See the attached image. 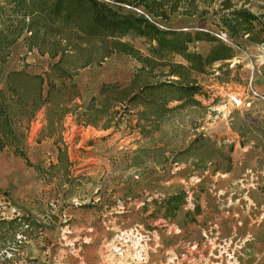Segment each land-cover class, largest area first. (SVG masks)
Masks as SVG:
<instances>
[{
  "label": "rangeland",
  "instance_id": "obj_1",
  "mask_svg": "<svg viewBox=\"0 0 264 264\" xmlns=\"http://www.w3.org/2000/svg\"><path fill=\"white\" fill-rule=\"evenodd\" d=\"M9 1L0 88L50 102L7 94L0 264H264V0H96L142 19L117 38Z\"/></svg>",
  "mask_w": 264,
  "mask_h": 264
},
{
  "label": "trees",
  "instance_id": "obj_2",
  "mask_svg": "<svg viewBox=\"0 0 264 264\" xmlns=\"http://www.w3.org/2000/svg\"><path fill=\"white\" fill-rule=\"evenodd\" d=\"M117 1V0H116ZM120 1V0H118ZM32 5L29 6L26 2V0H11L9 3H13L16 8H22L23 12H33L35 13V16L29 17V23L28 26H34V24L42 20V17H40L39 14L41 11L44 12V14L47 17H52L53 21L57 19H61L64 22L68 21H76L80 16L84 15L85 22H86V29L90 32V35L93 33L94 36H99L102 38H105L107 36L117 38V37H123L127 34L131 33H137L140 31V24L142 19L139 17H135L133 15L127 14L123 15L116 11H113L110 7L106 6V4H103L96 0H31ZM13 5V8H14ZM63 9L66 10V12H63ZM28 10V11H27ZM17 12V11H16ZM65 13V14H63ZM0 16V20H1ZM25 18V17H24ZM24 21V19H22ZM12 20L10 23V28L7 31H0V60L1 62L4 60L3 55V49L4 45L9 46V44L12 42V40H7V38L4 35H11V34H17V28H18V20L16 21ZM2 27V25L0 26ZM2 29V28H0ZM153 33L160 34L163 37H166L169 34H175V35H183V34H177L176 32H164V31H158L154 28ZM104 40V39H103ZM106 43L105 41H103ZM115 44V42L113 43ZM118 45H121L120 43H117ZM172 49L176 52L180 50H184L185 47L182 46V49L178 46H172ZM105 53H110L109 51L105 50ZM108 55V54H105ZM198 62L201 60L200 56L194 57ZM21 73L17 72H10L5 80V83L3 84L4 87L0 88V131L5 134L6 132L11 137V144L16 142L17 138L14 134V126L15 122L13 121V117L10 114L9 105H5V103H8L6 101L7 94L9 95L10 100L13 101V105H17L20 107L19 112L20 115L27 118H31L32 114H34V109H37L41 106V104H49L50 102V96L48 93L44 94V97H42V94H37V97H41V103L38 102L37 97L35 96L36 92L32 91V85L28 82L29 80L33 81V78L29 75L23 73L24 80L26 81L24 89L25 92H20L19 88L21 87L17 78L20 77ZM6 88V89H4ZM23 96H26V98L23 100ZM40 104V105H39ZM49 107V106H46ZM51 110H53L51 107H49ZM48 108V110H49ZM31 115V116H30ZM14 125V126H13ZM0 145L4 146V143L0 142ZM2 146V147H3ZM0 147V149H2ZM182 196V193H179L176 195L177 199H180ZM175 198V199H176Z\"/></svg>",
  "mask_w": 264,
  "mask_h": 264
},
{
  "label": "built area",
  "instance_id": "obj_3",
  "mask_svg": "<svg viewBox=\"0 0 264 264\" xmlns=\"http://www.w3.org/2000/svg\"><path fill=\"white\" fill-rule=\"evenodd\" d=\"M102 1H104V2H110V1H108V0H102ZM110 3H113V2H110ZM133 10H134L136 13L140 14V15H144L146 19H149V18L146 16V14H144L141 10L136 9V8H134ZM154 24L156 25V27L160 28L161 30L165 29L163 26H161L160 24H158V23H156V22H154ZM220 39H221V38H220ZM252 94H253L254 96H258V94L255 93V92H252Z\"/></svg>",
  "mask_w": 264,
  "mask_h": 264
},
{
  "label": "bare ground",
  "instance_id": "obj_4",
  "mask_svg": "<svg viewBox=\"0 0 264 264\" xmlns=\"http://www.w3.org/2000/svg\"><path fill=\"white\" fill-rule=\"evenodd\" d=\"M259 59L264 63V47L261 55L259 56Z\"/></svg>",
  "mask_w": 264,
  "mask_h": 264
},
{
  "label": "water",
  "instance_id": "obj_5",
  "mask_svg": "<svg viewBox=\"0 0 264 264\" xmlns=\"http://www.w3.org/2000/svg\"><path fill=\"white\" fill-rule=\"evenodd\" d=\"M263 47H264V45H263Z\"/></svg>",
  "mask_w": 264,
  "mask_h": 264
}]
</instances>
